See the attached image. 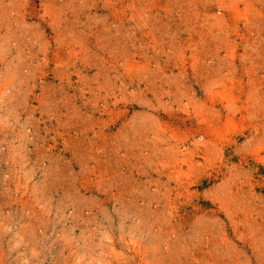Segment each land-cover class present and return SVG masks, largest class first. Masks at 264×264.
<instances>
[{
    "label": "rangeland",
    "instance_id": "1",
    "mask_svg": "<svg viewBox=\"0 0 264 264\" xmlns=\"http://www.w3.org/2000/svg\"><path fill=\"white\" fill-rule=\"evenodd\" d=\"M0 264H264V0H0Z\"/></svg>",
    "mask_w": 264,
    "mask_h": 264
}]
</instances>
